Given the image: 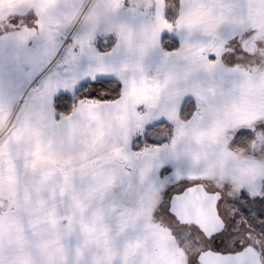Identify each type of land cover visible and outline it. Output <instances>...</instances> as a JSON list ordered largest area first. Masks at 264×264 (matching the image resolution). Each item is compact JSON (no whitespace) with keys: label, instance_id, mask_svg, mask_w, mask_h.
<instances>
[{"label":"snow or ice","instance_id":"1","mask_svg":"<svg viewBox=\"0 0 264 264\" xmlns=\"http://www.w3.org/2000/svg\"><path fill=\"white\" fill-rule=\"evenodd\" d=\"M0 264H264V0L0 10Z\"/></svg>","mask_w":264,"mask_h":264},{"label":"crops","instance_id":"2","mask_svg":"<svg viewBox=\"0 0 264 264\" xmlns=\"http://www.w3.org/2000/svg\"><path fill=\"white\" fill-rule=\"evenodd\" d=\"M23 3L24 0H0V8L12 11V9H16ZM98 39L102 42L105 39V37L101 35L98 37ZM108 39H112V37H108Z\"/></svg>","mask_w":264,"mask_h":264},{"label":"trees","instance_id":"3","mask_svg":"<svg viewBox=\"0 0 264 264\" xmlns=\"http://www.w3.org/2000/svg\"><path fill=\"white\" fill-rule=\"evenodd\" d=\"M109 87V85L103 81L98 82L96 85L93 86V90L96 94H98L100 91L105 90Z\"/></svg>","mask_w":264,"mask_h":264},{"label":"rangeland","instance_id":"4","mask_svg":"<svg viewBox=\"0 0 264 264\" xmlns=\"http://www.w3.org/2000/svg\"><path fill=\"white\" fill-rule=\"evenodd\" d=\"M0 10H3L4 14L7 15V13L11 12V10H6V9H3V8H0ZM15 10V9H12V11ZM131 233H129V237L128 238H131ZM126 238L125 237H121V241H124Z\"/></svg>","mask_w":264,"mask_h":264}]
</instances>
